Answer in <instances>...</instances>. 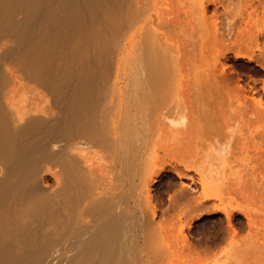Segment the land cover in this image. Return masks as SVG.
Here are the masks:
<instances>
[{
    "label": "bare ground",
    "instance_id": "1",
    "mask_svg": "<svg viewBox=\"0 0 264 264\" xmlns=\"http://www.w3.org/2000/svg\"><path fill=\"white\" fill-rule=\"evenodd\" d=\"M233 2L0 0V264H255L229 184L264 0Z\"/></svg>",
    "mask_w": 264,
    "mask_h": 264
},
{
    "label": "rangeland",
    "instance_id": "2",
    "mask_svg": "<svg viewBox=\"0 0 264 264\" xmlns=\"http://www.w3.org/2000/svg\"><path fill=\"white\" fill-rule=\"evenodd\" d=\"M233 1L234 2L231 3V8L234 10V12L235 10L237 11V9H240V7L245 8L247 5L251 4L252 1L256 2V0ZM254 18L258 19L260 23H263L264 10L261 9L259 13L254 15ZM234 19L238 21L236 22ZM232 20L234 21L232 22L235 23V28L240 29L241 27L238 26H240L242 22L240 24L238 23L239 20L241 21L239 16H236V18L233 17ZM221 21L223 22L224 20L221 18ZM222 27L225 28L224 23L222 24ZM256 49L257 45L255 43H252L249 46V50L251 51H256ZM238 71L243 75L244 79L247 80L261 77L255 69V63H251L249 65H239ZM259 84H264L263 79L259 80ZM234 139V158H232V161L234 159V173L232 176V183L229 184L230 187L232 185V188L230 189L232 190L231 193H233L231 195L234 197L232 198V201H234L233 204L235 206L234 224L237 232L239 231L240 233L241 231V234H244L246 231V235L249 233V245L251 244L250 248L252 246L255 248L257 247V250L255 248H251L252 255L254 250L255 253L253 255L254 257H250V259L253 257L251 261L253 260L252 262L256 264L257 259H255V257L257 258L260 256L258 252L263 251L264 247V140L261 144V147L259 148V137L252 135L245 125L236 131ZM222 180L225 182V174L222 177ZM223 181L222 186L226 187L227 183L224 185ZM247 214H249V216L252 218V223H254L253 225L249 223ZM201 222L210 227L211 230H214V228L217 227V224L219 226V223H217L215 217L212 219L204 218L201 220ZM250 234L253 239L251 238ZM258 242L261 244L258 245ZM261 245L262 248H258V246L261 247ZM261 257L264 259L263 255ZM254 259L256 261H254Z\"/></svg>",
    "mask_w": 264,
    "mask_h": 264
}]
</instances>
